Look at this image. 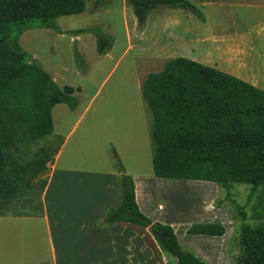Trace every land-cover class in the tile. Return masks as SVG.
Returning a JSON list of instances; mask_svg holds the SVG:
<instances>
[{
    "label": "trees",
    "instance_id": "16d2710c",
    "mask_svg": "<svg viewBox=\"0 0 264 264\" xmlns=\"http://www.w3.org/2000/svg\"><path fill=\"white\" fill-rule=\"evenodd\" d=\"M137 27L158 9L181 10L203 22L191 0H125ZM84 10V0H0V217L33 187L32 181L47 171L58 147L39 149L22 162L19 154L52 133L50 110L64 104L72 111L78 101L71 87L59 88L39 64L17 43L28 29H49L56 34L89 32L97 55L111 47L109 36L97 26L62 32L56 19ZM74 65H86L73 45ZM141 97L151 114V169L156 178L214 183L226 192L238 226L235 264H264V92L229 74L197 62L175 57L146 75ZM113 155L115 156L114 152ZM117 203L93 227L105 230L116 222L145 228L158 249L174 264H206L182 250L168 225L142 215L134 201V186L115 159ZM248 185L246 203L251 219L245 222L241 207L230 198L232 185ZM46 178L38 183L41 194ZM214 206L218 207L215 203ZM22 215H11V217ZM218 223L193 225L187 234L221 236Z\"/></svg>",
    "mask_w": 264,
    "mask_h": 264
},
{
    "label": "rangeland",
    "instance_id": "374dc122",
    "mask_svg": "<svg viewBox=\"0 0 264 264\" xmlns=\"http://www.w3.org/2000/svg\"><path fill=\"white\" fill-rule=\"evenodd\" d=\"M191 3L201 12L203 22L181 10L158 9L140 28L125 0H84L82 13L56 19L62 32L99 27L111 41L104 55H97L95 38L88 31L76 36L59 35L49 29L22 32L17 40L20 49L58 87L74 89L78 103L72 111L64 104L51 109L53 132L21 152V161L31 160L39 149L54 150L67 138L61 160H68L74 169L115 167L116 159L125 172L149 171L153 176L152 143L146 139L142 146L143 123L149 129L151 125L150 111L140 94L146 75L158 72L175 57L218 67L224 58L226 66L236 68L240 77L251 75L264 82V0ZM73 45L86 65L84 72L74 65ZM47 173L48 169L36 177L23 199L12 205V212L0 217V264H50L43 221L24 217L40 213L38 183ZM217 190L214 203L232 210L226 192ZM228 193L241 207L246 223L256 224L251 219V205L246 203L249 186L232 185ZM182 202L194 206L197 196L184 194Z\"/></svg>",
    "mask_w": 264,
    "mask_h": 264
},
{
    "label": "crops",
    "instance_id": "0c3cea01",
    "mask_svg": "<svg viewBox=\"0 0 264 264\" xmlns=\"http://www.w3.org/2000/svg\"><path fill=\"white\" fill-rule=\"evenodd\" d=\"M219 66L207 65L264 92V82L251 75L240 77L236 68L226 66L224 58ZM151 125L149 129L143 123L142 146L146 139L151 141ZM66 145L67 138L47 163L46 185L41 194L39 218L48 239L50 264H174L175 260L171 262L160 252L143 227L122 222L105 230L93 227L94 221L117 203V170L114 166L87 171L74 169L68 160H61ZM122 171L132 179L139 212L154 222L168 225L182 250L206 264H235L239 222L228 206L213 205L218 195L214 183L156 178L149 171ZM184 194L197 196L196 205L183 203ZM212 223L221 225L224 230L221 236L187 234L193 225Z\"/></svg>",
    "mask_w": 264,
    "mask_h": 264
}]
</instances>
